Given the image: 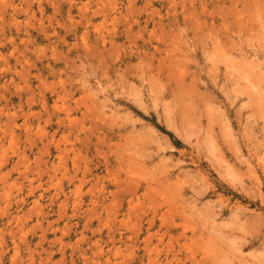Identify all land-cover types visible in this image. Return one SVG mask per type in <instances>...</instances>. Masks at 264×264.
Returning a JSON list of instances; mask_svg holds the SVG:
<instances>
[{
	"label": "rangeland",
	"instance_id": "1",
	"mask_svg": "<svg viewBox=\"0 0 264 264\" xmlns=\"http://www.w3.org/2000/svg\"><path fill=\"white\" fill-rule=\"evenodd\" d=\"M0 264H264V0H2Z\"/></svg>",
	"mask_w": 264,
	"mask_h": 264
},
{
	"label": "bare ground",
	"instance_id": "2",
	"mask_svg": "<svg viewBox=\"0 0 264 264\" xmlns=\"http://www.w3.org/2000/svg\"><path fill=\"white\" fill-rule=\"evenodd\" d=\"M129 1V0H128ZM132 1V0H131ZM1 3H2V0L0 1ZM4 2V1H3ZM72 2V1H71ZM70 3V2H69ZM105 3V2H104ZM144 3H146V2H144ZM6 4V3H5ZM88 4V3H87ZM114 4V3H113ZM132 4V3H131ZM180 4V3H179ZM83 5H84V3H83ZM84 6H86V5H84ZM127 6V5H126ZM106 7V6H105ZM104 7V8H105ZM128 7H129V5H128ZM131 7H132V5H131ZM131 7L129 8V9H131ZM174 7V6H173ZM172 7V8H173ZM82 8H84V7H82ZM100 8V7H99ZM133 8V7H132ZM87 9V8H86ZM128 9V10H129ZM174 9V8H173ZM88 10V9H87ZM102 10V9H101ZM115 10V9H114ZM132 10V9H131ZM81 11V10H80ZM84 11H86V10H84ZM104 11H106L105 9H104ZM107 11H109V10H107ZM126 11V10H125ZM202 11V10H201ZM129 13H130V10L128 11ZM68 13V12H67ZM109 13V12H108ZM185 13V12H184ZM93 14V13H92ZM99 14V13H98ZM104 14V13H103ZM90 15H91V13H90ZM123 15V14H122ZM93 16V15H92ZM95 16V15H94ZM124 17V16H123ZM88 18V17H87ZM127 18V17H126ZM10 131V130H9ZM13 132V131H12ZM12 135H13V133H12ZM14 137V136H13Z\"/></svg>",
	"mask_w": 264,
	"mask_h": 264
}]
</instances>
